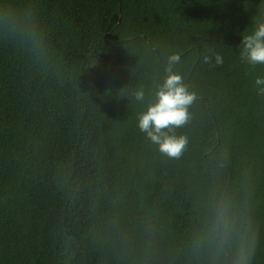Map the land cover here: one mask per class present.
Returning <instances> with one entry per match:
<instances>
[{
	"label": "trees",
	"instance_id": "trees-1",
	"mask_svg": "<svg viewBox=\"0 0 264 264\" xmlns=\"http://www.w3.org/2000/svg\"><path fill=\"white\" fill-rule=\"evenodd\" d=\"M44 48L0 29V264H189L186 245L215 183L251 178L264 264V66L239 58L264 0H0ZM212 49L222 66L202 63ZM197 100L180 159L137 127L168 57ZM144 91V101L134 93ZM227 157L226 168L217 171ZM157 229V255L138 249Z\"/></svg>",
	"mask_w": 264,
	"mask_h": 264
},
{
	"label": "clouds",
	"instance_id": "clouds-1",
	"mask_svg": "<svg viewBox=\"0 0 264 264\" xmlns=\"http://www.w3.org/2000/svg\"><path fill=\"white\" fill-rule=\"evenodd\" d=\"M0 29L27 39L35 54L44 48L42 35L36 25L22 13L11 8H0ZM239 58L249 68L264 66V18L252 22V30L241 33ZM180 62L178 53L168 57L163 82L157 85L155 98L137 117V127L146 138L169 159H180L187 149L186 135H177L176 129L186 126L192 119L189 108L197 100V94L189 90L181 74L174 71ZM202 63L222 66L223 56L212 49L203 56ZM254 86L258 95L264 96V76H256ZM137 101H144L143 89L134 93ZM227 157L218 162L222 172ZM251 178L245 182L243 195L238 197L227 183H215L203 201L197 221L186 245L185 255L189 264H254L260 232L253 208ZM126 239L130 253L139 252L146 262L157 255V229L148 225L144 229L143 243L137 249L133 240Z\"/></svg>",
	"mask_w": 264,
	"mask_h": 264
}]
</instances>
